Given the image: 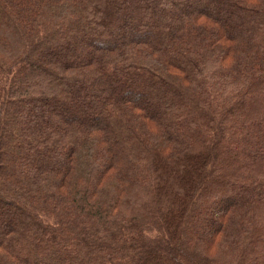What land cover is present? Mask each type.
Masks as SVG:
<instances>
[{
	"label": "trees",
	"instance_id": "16d2710c",
	"mask_svg": "<svg viewBox=\"0 0 264 264\" xmlns=\"http://www.w3.org/2000/svg\"><path fill=\"white\" fill-rule=\"evenodd\" d=\"M0 264H264V0H0Z\"/></svg>",
	"mask_w": 264,
	"mask_h": 264
},
{
	"label": "rangeland",
	"instance_id": "374dc122",
	"mask_svg": "<svg viewBox=\"0 0 264 264\" xmlns=\"http://www.w3.org/2000/svg\"><path fill=\"white\" fill-rule=\"evenodd\" d=\"M187 3H188V5H191L192 4V0H187ZM171 7L173 9H181V7H179L177 3L176 4H171ZM185 7L190 8V6H185Z\"/></svg>",
	"mask_w": 264,
	"mask_h": 264
}]
</instances>
